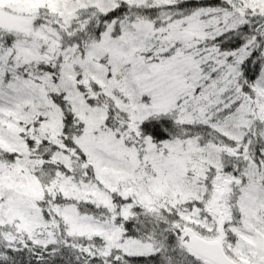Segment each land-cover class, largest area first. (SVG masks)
I'll return each mask as SVG.
<instances>
[{"label":"snow or ice","instance_id":"6c2138e0","mask_svg":"<svg viewBox=\"0 0 264 264\" xmlns=\"http://www.w3.org/2000/svg\"><path fill=\"white\" fill-rule=\"evenodd\" d=\"M0 264H264V0H0Z\"/></svg>","mask_w":264,"mask_h":264}]
</instances>
